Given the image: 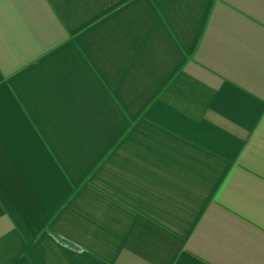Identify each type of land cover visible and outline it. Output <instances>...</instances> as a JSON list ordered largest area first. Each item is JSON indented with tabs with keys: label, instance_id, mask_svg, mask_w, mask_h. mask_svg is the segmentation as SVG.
<instances>
[{
	"label": "crops",
	"instance_id": "1",
	"mask_svg": "<svg viewBox=\"0 0 264 264\" xmlns=\"http://www.w3.org/2000/svg\"><path fill=\"white\" fill-rule=\"evenodd\" d=\"M0 264H264V0H0Z\"/></svg>",
	"mask_w": 264,
	"mask_h": 264
}]
</instances>
